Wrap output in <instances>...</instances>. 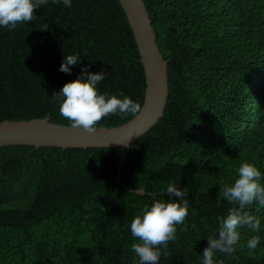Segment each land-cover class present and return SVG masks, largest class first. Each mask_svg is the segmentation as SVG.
Listing matches in <instances>:
<instances>
[{"label":"trees","instance_id":"trees-1","mask_svg":"<svg viewBox=\"0 0 264 264\" xmlns=\"http://www.w3.org/2000/svg\"><path fill=\"white\" fill-rule=\"evenodd\" d=\"M143 2L167 61L162 117L130 143L120 182L121 146H0V264H134L131 220L170 181L189 189L190 206L160 264H199L216 217L233 207L223 186L244 160L264 172V0ZM35 15L0 28V122L48 117L71 126L54 93L83 66L106 70L100 92L122 91L142 107L144 68L118 0L49 3ZM76 52L80 64L60 71L64 54ZM247 210L260 231L242 228L235 255L218 253L216 264H264V206ZM257 234L261 246L251 251L246 242Z\"/></svg>","mask_w":264,"mask_h":264},{"label":"clouds","instance_id":"clouds-1","mask_svg":"<svg viewBox=\"0 0 264 264\" xmlns=\"http://www.w3.org/2000/svg\"><path fill=\"white\" fill-rule=\"evenodd\" d=\"M49 3L70 8L73 0H0V28L15 29L18 25L35 21V10ZM80 62L78 52L64 54L60 71L71 73L72 67ZM105 79V69L94 72L83 66L76 78L66 81L54 93L53 103H58L60 114L72 128L91 134L105 117L141 111L140 103L122 91L118 94L100 92L98 85ZM188 194L187 187L181 188L178 182L170 181L161 189L159 197H153L138 209L129 225L136 241L131 245V251L135 253L134 264H160L162 248L177 239V226L183 225L188 217ZM220 195L233 207L226 215L216 217L217 228L212 235L206 236L207 245L198 256L199 264H216L218 253L234 256L242 238V228L260 231L261 219L247 209L253 204L264 206V172L255 163L242 161ZM261 242L260 235H252L246 247L254 251Z\"/></svg>","mask_w":264,"mask_h":264},{"label":"water","instance_id":"water-1","mask_svg":"<svg viewBox=\"0 0 264 264\" xmlns=\"http://www.w3.org/2000/svg\"><path fill=\"white\" fill-rule=\"evenodd\" d=\"M133 32L140 61L145 74V97L141 111L128 122L116 127H98L93 133L56 124L48 117L0 122V146L29 144L36 147L109 148L123 147L117 168L116 181L120 182V165L130 143L149 131L162 117L168 97L167 61L157 46L156 35L143 0H118ZM130 138V139H129ZM143 194L142 189L136 191Z\"/></svg>","mask_w":264,"mask_h":264}]
</instances>
